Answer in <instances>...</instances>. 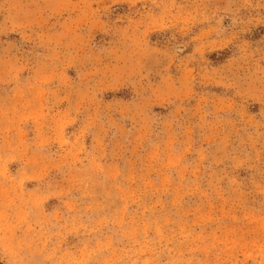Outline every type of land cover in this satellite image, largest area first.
Instances as JSON below:
<instances>
[{
    "label": "rangeland",
    "instance_id": "obj_1",
    "mask_svg": "<svg viewBox=\"0 0 264 264\" xmlns=\"http://www.w3.org/2000/svg\"><path fill=\"white\" fill-rule=\"evenodd\" d=\"M0 264H264V0H0Z\"/></svg>",
    "mask_w": 264,
    "mask_h": 264
}]
</instances>
